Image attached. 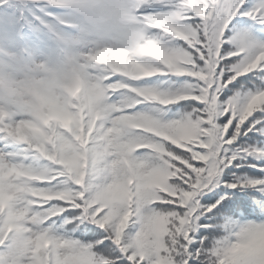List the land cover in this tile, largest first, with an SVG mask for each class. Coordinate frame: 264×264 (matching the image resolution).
<instances>
[{"label":"snow or ice","instance_id":"6c2138e0","mask_svg":"<svg viewBox=\"0 0 264 264\" xmlns=\"http://www.w3.org/2000/svg\"><path fill=\"white\" fill-rule=\"evenodd\" d=\"M237 16L264 0H0V264H264V76L234 84L264 41Z\"/></svg>","mask_w":264,"mask_h":264},{"label":"trees","instance_id":"16d2710c","mask_svg":"<svg viewBox=\"0 0 264 264\" xmlns=\"http://www.w3.org/2000/svg\"><path fill=\"white\" fill-rule=\"evenodd\" d=\"M244 20V23H234L230 26V33H235V34H246L250 39H253L257 42L259 41H264V25L259 24L257 21L254 20ZM259 76H264V71L261 70H255L254 72H250L248 73L246 76L240 77L239 78V82H234V84H236V87L241 89V99L244 98V95L246 94V92L248 90H252V85L253 84H260V80L258 79ZM186 78H182V79H178L177 82L175 81H170L167 82V84H172L173 87H176L179 85V83L183 80H185ZM248 81H252V83H248ZM148 83H158L157 81H155L154 79H151L149 81H147ZM175 82V83H173ZM144 83V81H143ZM163 86H167V85H163ZM232 87V86H229ZM227 92V90H225ZM228 95H231V93H227ZM184 103H188V102H180V104H175V105H170L168 106L171 111L173 113L177 112L178 109H180L181 105ZM254 115H262L261 113L257 112L254 113ZM255 133H249V136H255ZM247 139V138H245ZM258 141H264V137H257ZM249 143H251V141H249ZM248 161H245V165L247 164ZM253 163H255L254 161H251ZM259 164V163H257ZM227 171V170H226ZM234 171L239 175V174H244L245 173V168H237L234 169ZM246 174L248 176H255V175H262L261 173H258L257 170L255 168H247L246 169ZM218 190V189H216ZM215 191V190H214ZM208 196L213 195L212 192L207 193ZM203 199V198H202Z\"/></svg>","mask_w":264,"mask_h":264},{"label":"rangeland","instance_id":"374dc122","mask_svg":"<svg viewBox=\"0 0 264 264\" xmlns=\"http://www.w3.org/2000/svg\"><path fill=\"white\" fill-rule=\"evenodd\" d=\"M256 116H258V115H256Z\"/></svg>","mask_w":264,"mask_h":264}]
</instances>
